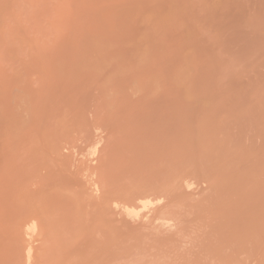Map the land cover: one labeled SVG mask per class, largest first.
Returning a JSON list of instances; mask_svg holds the SVG:
<instances>
[{
  "label": "rangeland",
  "instance_id": "rangeland-1",
  "mask_svg": "<svg viewBox=\"0 0 264 264\" xmlns=\"http://www.w3.org/2000/svg\"><path fill=\"white\" fill-rule=\"evenodd\" d=\"M0 264H264V0H0Z\"/></svg>",
  "mask_w": 264,
  "mask_h": 264
},
{
  "label": "bare ground",
  "instance_id": "bare-ground-1",
  "mask_svg": "<svg viewBox=\"0 0 264 264\" xmlns=\"http://www.w3.org/2000/svg\"><path fill=\"white\" fill-rule=\"evenodd\" d=\"M198 133V132H197ZM209 149V148H208ZM206 154V153H205ZM146 201V200H145ZM147 207V206H146ZM143 209H144V207H143ZM132 212V211H131Z\"/></svg>",
  "mask_w": 264,
  "mask_h": 264
}]
</instances>
